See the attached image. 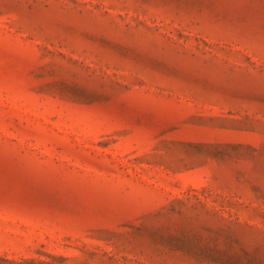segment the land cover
<instances>
[{"label": "rangeland", "instance_id": "obj_1", "mask_svg": "<svg viewBox=\"0 0 264 264\" xmlns=\"http://www.w3.org/2000/svg\"><path fill=\"white\" fill-rule=\"evenodd\" d=\"M0 264H264V0H0Z\"/></svg>", "mask_w": 264, "mask_h": 264}]
</instances>
